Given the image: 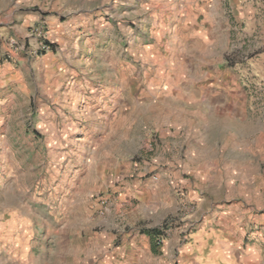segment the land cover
<instances>
[{
  "label": "rangeland",
  "instance_id": "rangeland-1",
  "mask_svg": "<svg viewBox=\"0 0 264 264\" xmlns=\"http://www.w3.org/2000/svg\"><path fill=\"white\" fill-rule=\"evenodd\" d=\"M147 6L142 0H0L5 30L0 41L13 38L25 45L15 62H6L19 79L0 90V198L11 194L15 206L28 204L18 215L33 223L17 231L15 253L20 258L30 253V264H59L61 255L69 261L71 250L81 264L90 249L87 264H182L179 256H163V248L184 218L185 264H264V162L253 164V177L236 182L223 171L229 156L207 164L210 178L192 162L183 177L185 189L174 184L177 195L185 192V201L165 219H155L157 226L120 218L109 231L92 229L95 208L119 194L126 195L125 208L136 206L129 187L160 181L159 154L187 157L178 143L185 142V128H156L167 117L158 112L169 106L146 94L154 81L168 78L172 53L162 44L171 40L157 25L151 29ZM41 25L51 50L32 55L33 32ZM231 58H223V67L231 66ZM245 73L239 68L243 90L249 86ZM167 78L159 83L164 90L185 91L184 80ZM168 102L172 118L185 124L183 95ZM208 118L217 120V129L226 128L218 116ZM106 153L114 155L112 166L126 172L117 174L111 187L94 189ZM217 165L222 178L213 172ZM165 224L155 251L143 232Z\"/></svg>",
  "mask_w": 264,
  "mask_h": 264
},
{
  "label": "crops",
  "instance_id": "crops-1",
  "mask_svg": "<svg viewBox=\"0 0 264 264\" xmlns=\"http://www.w3.org/2000/svg\"><path fill=\"white\" fill-rule=\"evenodd\" d=\"M142 1L148 4L147 9L151 13V29L155 30L154 26L157 25L162 30L159 31L160 34L171 40V43L166 41L162 44L172 51L168 61L171 70L168 78H171V82H174V77L177 81H185V91L181 93L183 99L185 98V103L182 104L185 106V113L182 112L185 114V124H179L172 118L174 111L168 101L181 95L179 92L164 90L159 84L166 81L167 77L162 76L163 78L154 81L150 89L147 88L146 94L151 98L163 100L162 106H169L158 112L160 117H167L164 122L159 119L156 128L164 129L172 124L179 130L185 128V142L178 143L182 145L181 149L185 145L187 157L170 160L166 154H159L155 161L156 168H164L159 169L160 181L154 185L129 187L127 195L137 199L136 206L125 208L126 195L119 194L118 198L109 200L106 207L95 208L92 212L95 219L92 229L99 227L109 231L113 228V221L120 218L128 223L143 221L149 223L147 227L157 226L158 224L153 225L157 223L155 219H165L173 208L177 210L175 205L177 206L179 201H185V192L177 195L174 184L181 182L185 189L183 177L189 173L192 162L201 164L198 167L203 178H210L213 175L207 164L219 163L221 157L229 156L223 163V171L231 182L253 177V164L264 162V0ZM61 26L58 25V29H62ZM3 29L0 28V36L4 35ZM23 30L16 32L22 34ZM225 56L232 57L228 69L223 67L226 63L223 59ZM241 67L246 68L244 77L249 84L246 90L242 89L239 82L238 71ZM19 76L20 73L14 66L6 62L1 63L0 90L16 82ZM242 98L245 99L244 103ZM211 114L221 118L226 128L217 129V120L208 118ZM239 119L244 123L239 124ZM112 158L114 155L106 153L103 161H99L97 176L93 180L94 189L111 187L117 174L126 172L125 168L119 165L112 166ZM217 166L213 172L219 173L217 177L220 178L223 171L220 165ZM2 197L0 264H30V253L21 258L19 253H15V243L21 236L17 235V231L33 223V220L18 215L28 208V204L21 202L15 206L11 194H3ZM88 219L90 218H86ZM182 222L184 224L181 228L170 229L173 234L164 244L163 256L170 259L179 256L181 263L185 264L187 248L183 235L185 230L182 229L185 228V218ZM215 235L217 234L214 232L209 234L211 239ZM84 252V262L81 264H87V258L93 253L91 249ZM131 254L134 256V249ZM77 255L79 254L75 253L76 257H73L71 250L70 260L67 261V258L61 255L59 264H78Z\"/></svg>",
  "mask_w": 264,
  "mask_h": 264
},
{
  "label": "built area",
  "instance_id": "built-area-1",
  "mask_svg": "<svg viewBox=\"0 0 264 264\" xmlns=\"http://www.w3.org/2000/svg\"><path fill=\"white\" fill-rule=\"evenodd\" d=\"M33 33H35L34 37L37 38V45L33 50H31L30 54L39 55L49 53L51 47L47 43L44 26L41 25L39 28L35 29ZM24 49L25 45L13 38L0 41V64L2 62H15L18 54L23 52Z\"/></svg>",
  "mask_w": 264,
  "mask_h": 264
},
{
  "label": "trees",
  "instance_id": "trees-1",
  "mask_svg": "<svg viewBox=\"0 0 264 264\" xmlns=\"http://www.w3.org/2000/svg\"><path fill=\"white\" fill-rule=\"evenodd\" d=\"M52 46V45H51ZM167 224V223H166ZM166 224L163 228H154L151 230H145L143 233L146 234L153 243V249L156 251L157 247L160 246L161 238L165 235Z\"/></svg>",
  "mask_w": 264,
  "mask_h": 264
}]
</instances>
